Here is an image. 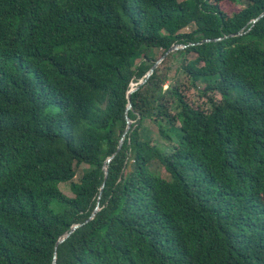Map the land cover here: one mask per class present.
Returning a JSON list of instances; mask_svg holds the SVG:
<instances>
[{
	"label": "trees",
	"instance_id": "trees-1",
	"mask_svg": "<svg viewBox=\"0 0 264 264\" xmlns=\"http://www.w3.org/2000/svg\"><path fill=\"white\" fill-rule=\"evenodd\" d=\"M224 2L0 0V264H264V0Z\"/></svg>",
	"mask_w": 264,
	"mask_h": 264
},
{
	"label": "rangeland",
	"instance_id": "rangeland-1",
	"mask_svg": "<svg viewBox=\"0 0 264 264\" xmlns=\"http://www.w3.org/2000/svg\"><path fill=\"white\" fill-rule=\"evenodd\" d=\"M178 1H182V0H178ZM243 4V0H239L238 4H229V3H222L221 7L227 12V13H234L237 12L241 6ZM191 30V27L184 29L185 32H188ZM180 80L183 83L184 82V78L181 75L180 76ZM133 86V85H132ZM187 97L189 100H191L193 103H195L196 105L207 109L208 108V104L207 101L208 99L211 97L213 98V100H218L219 97L218 95H214V94H207L206 96L199 94L196 90H190L189 92L186 93ZM145 136L148 137L155 145L159 146L161 149H163L165 152L169 151V147L171 146L169 143H167L166 141L162 140L157 134H155V131L151 128L150 124L148 122L145 123ZM87 167L85 166H81L78 169V173L75 177V181L78 180L81 172L86 171ZM60 190L67 196H71L69 190H68V186L67 184H60L59 185Z\"/></svg>",
	"mask_w": 264,
	"mask_h": 264
},
{
	"label": "water",
	"instance_id": "water-1",
	"mask_svg": "<svg viewBox=\"0 0 264 264\" xmlns=\"http://www.w3.org/2000/svg\"><path fill=\"white\" fill-rule=\"evenodd\" d=\"M263 15H264V12H262L261 14H259V15H258L256 18H254L253 20H251V23H255V22H256L259 18H261ZM236 35H240V33H236ZM216 40H217V39H204V40H202L201 42L216 41ZM182 47H184V46L173 45V46L170 47V49H169L167 52H169V51H175V50H177L178 48H182ZM167 52H166V53H167ZM166 53H165V54H166ZM165 54H164V55H165ZM161 60H162V57H161L159 60H157V61L154 63V65L151 66V68H150V69L147 71V73L144 75L143 79H141V80L138 82V84H131V88L127 91V94H126V98H127V107H126V109H127V110L131 109V100H130V95H131V93L134 92V91L138 88V86H140V85H142V84L145 83V81L149 78V76L151 75V73L153 72V70L156 68V66L158 65V63H159ZM132 85H133V86H132ZM126 120H127V121H126V123H127L126 131H127V130L129 129V127H130L131 121H130L129 119H126ZM121 144H122V139L119 141V146H118L117 149L120 148ZM112 157H113V156L108 157V158L105 160V163H108V162L112 159ZM103 173H104V178H106V175H107V166H106V164H105L104 167H103ZM103 186H104V184L101 185V188H102ZM97 211H98V204L96 205L94 211L92 212V214L90 215V217H89L88 219H91V218L95 215V213H96ZM79 226H80L79 224L72 225V226L70 227V230H69L68 232L64 233L63 236L60 237V238L57 240V244L63 242V241H64V240L70 235V233H71L72 231H74L76 228H78ZM52 264H55V260H54V259H53V261H52Z\"/></svg>",
	"mask_w": 264,
	"mask_h": 264
}]
</instances>
